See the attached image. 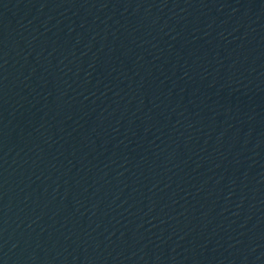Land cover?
Segmentation results:
<instances>
[{
	"label": "water",
	"instance_id": "obj_1",
	"mask_svg": "<svg viewBox=\"0 0 264 264\" xmlns=\"http://www.w3.org/2000/svg\"><path fill=\"white\" fill-rule=\"evenodd\" d=\"M0 264H264V0H0Z\"/></svg>",
	"mask_w": 264,
	"mask_h": 264
}]
</instances>
